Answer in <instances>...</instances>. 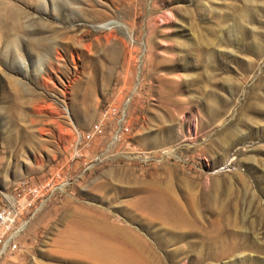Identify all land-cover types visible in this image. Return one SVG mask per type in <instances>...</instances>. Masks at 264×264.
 <instances>
[{
	"label": "rangeland",
	"instance_id": "obj_1",
	"mask_svg": "<svg viewBox=\"0 0 264 264\" xmlns=\"http://www.w3.org/2000/svg\"><path fill=\"white\" fill-rule=\"evenodd\" d=\"M128 95L121 140L87 142ZM59 168L0 264H105L94 233L135 264H264V0H0V207Z\"/></svg>",
	"mask_w": 264,
	"mask_h": 264
},
{
	"label": "built area",
	"instance_id": "obj_2",
	"mask_svg": "<svg viewBox=\"0 0 264 264\" xmlns=\"http://www.w3.org/2000/svg\"><path fill=\"white\" fill-rule=\"evenodd\" d=\"M131 98L128 95L123 107L114 103H108L100 111V120L95 124L90 134H87V142L96 136H103L109 125L114 126L112 145L121 140L122 129L126 118L125 107ZM122 109H124L122 111ZM82 136L74 145L72 160H82ZM85 142V140H83ZM85 165V172L88 170ZM76 182L71 171L64 172L59 168L52 172L47 178L30 182L23 181L15 194L5 196V201L0 207V259L7 253L16 252L19 249V240L24 229L29 225L37 213L49 203L56 195L66 191Z\"/></svg>",
	"mask_w": 264,
	"mask_h": 264
},
{
	"label": "bare ground",
	"instance_id": "obj_3",
	"mask_svg": "<svg viewBox=\"0 0 264 264\" xmlns=\"http://www.w3.org/2000/svg\"><path fill=\"white\" fill-rule=\"evenodd\" d=\"M18 105L20 106L22 104L18 102ZM166 191H167L166 188L165 189L161 188L160 190L157 189V192L155 194L156 197L154 199V202L157 203V206H158V209L160 211L162 218L165 217L166 209L167 208L170 209L169 205H171L170 202H167L165 200ZM145 206L147 208L148 206H150V204H147ZM170 221L179 226L180 225H183L185 227L187 226V221L184 218H180V220L179 218H175ZM126 236L127 235H125V237ZM121 241H122L121 243H124V240H121ZM81 245L87 248L88 250H90V252H93L92 254L95 257L102 260L105 264L106 262L111 263V264H135L134 262L135 256L132 254L139 255V253L135 250V246L132 243L131 244L124 243L122 246L116 247V244L113 241H111L110 238L106 236L101 237L100 234H96V233H94L92 237H90V240L85 241V243H81ZM122 254H125V255L123 256ZM129 255L132 257L130 258ZM139 261H140V264H144L143 260L140 259Z\"/></svg>",
	"mask_w": 264,
	"mask_h": 264
}]
</instances>
